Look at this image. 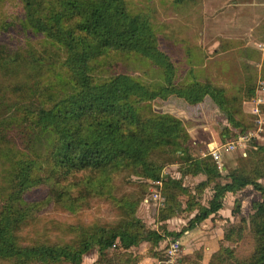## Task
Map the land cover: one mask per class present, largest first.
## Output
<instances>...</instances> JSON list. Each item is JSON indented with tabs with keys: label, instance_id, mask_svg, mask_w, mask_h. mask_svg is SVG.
<instances>
[{
	"label": "trees",
	"instance_id": "1",
	"mask_svg": "<svg viewBox=\"0 0 264 264\" xmlns=\"http://www.w3.org/2000/svg\"><path fill=\"white\" fill-rule=\"evenodd\" d=\"M195 1L175 0L177 4ZM14 5L22 6L23 12L14 16L15 21L0 25V81L5 84H0V92L15 100L22 114L19 124L25 125L27 135L22 152L0 148V157L9 164L0 194V262L82 264L85 256L96 252L98 259L92 264H139L142 257L133 250L144 243L150 246L148 256L161 260L162 242L179 239L218 214L226 195L252 186L261 201L253 204L249 220L230 227L224 239L238 243L249 232L254 252L242 260L222 247L210 264H264V148L255 151L257 161L250 169L224 176L211 155L192 156L182 121L154 110L143 115L144 103L177 86L176 67L161 51L149 18L130 13L125 0H17ZM12 28L25 32L30 42L25 48L2 34ZM33 39L42 50H35ZM110 51L151 61L161 70L164 85L149 87L127 74L95 80L91 64ZM45 61L61 64L63 73L46 80L41 71ZM38 73L39 82H34ZM204 88L233 115L220 99L222 90L208 84ZM172 164L181 166L182 179L165 177L164 169ZM126 171L148 181H162L159 223L175 218L179 209L197 211L189 226L180 233L169 232L165 225L148 229L137 215L139 198L117 193L116 178ZM199 174L207 180L194 190L184 185L186 176ZM210 185L214 196L204 206L198 199ZM38 191L43 195L36 198ZM90 200L109 202L119 220L108 224L95 219L82 225L79 211ZM52 208L75 215L74 222L69 218L47 222L43 215ZM240 209L237 200L234 214ZM39 227L56 238L51 240V234L41 238ZM183 264L193 263L185 259Z\"/></svg>",
	"mask_w": 264,
	"mask_h": 264
},
{
	"label": "rangeland",
	"instance_id": "2",
	"mask_svg": "<svg viewBox=\"0 0 264 264\" xmlns=\"http://www.w3.org/2000/svg\"><path fill=\"white\" fill-rule=\"evenodd\" d=\"M125 1L130 13L134 15H146L149 18L158 37L161 51L170 57L176 67L174 79L177 85L176 88L185 87L193 83L215 84L212 83L210 75V70L215 68V80H218H216V84L218 85V83L223 81L230 83L226 92L230 99H236L233 102L234 109L235 106L237 109L240 106L239 99L244 96V92L242 91H245L246 88L248 89L249 85H253V88L256 90L259 89V84L263 80L261 79L260 81L258 79L256 75L257 68L255 66H258V63L262 62L264 56V51L258 49L259 43H264V23H255V20L258 17L264 18V6H255L254 4L260 0H196L195 2L183 4H177L175 0ZM261 1L264 2V0ZM238 2L242 5H236ZM15 3H17V0H0V25L5 21H15L14 16L19 12H23V7L14 5ZM19 29L12 28L10 33L6 32L2 34L8 36L7 39L16 43L18 47L25 48L30 42L25 32H21L23 29ZM32 46L35 47L37 52L38 50H42L39 43L34 42V39ZM239 60H242L243 63H240ZM247 61H251L252 64H249ZM45 62V69L41 71L46 80L57 79V76L63 73L61 72L63 71L61 64L52 63L50 65L51 61ZM213 62H215V66H213ZM245 63L247 64L243 65ZM91 73L97 81L107 80L116 75L127 74L149 87L161 82L164 85L161 70L151 61L137 54L110 51L91 64ZM242 73L245 75V79L241 78ZM33 81L39 82V73L33 76ZM0 84L5 86L2 81H0ZM240 94L241 96H239ZM7 98L3 92H0V148L8 147L13 152L19 153L26 149V145L22 141L24 140V135L27 134L24 129L25 125L21 126L19 124L22 114L16 109L14 105L15 100H8ZM156 103L155 100L150 103H144L141 110L143 115L150 114V110H154L157 113L158 107L155 106ZM200 115L202 116V120L206 122L209 115L208 108L200 113ZM253 123L252 125H255V127L251 130L252 132L257 128L256 119ZM236 136L230 138L229 141L235 140ZM38 147L41 149V145ZM191 151V154L195 158L200 157L201 154L198 147L194 146ZM239 157L238 155H234L232 158L239 159ZM173 165L175 164L168 165L164 169L163 174L165 177H171L179 170L176 167L173 168ZM170 167L173 169H170ZM168 168L170 172L166 171ZM8 171L9 164L5 163L4 159L0 157V194L3 192L2 188L6 185ZM116 180L118 185L117 193L119 195L122 193L128 194L132 199L139 198L138 200L141 201L137 215L148 229L158 230L161 225H165L167 230L170 231L169 228L183 230L189 226L190 216L193 214L182 209H179L177 214L181 216L183 222L175 220L171 224H168L167 222L170 221L168 220L159 223V212L163 208V204H157L154 201V194L156 191L157 193L159 192V188L152 181L132 175L129 171L120 173ZM191 184L188 183L186 185L191 189ZM142 186L148 187L147 189L137 191ZM192 190H194V187ZM211 192L209 189L206 190L198 201L208 204ZM42 195L43 192L38 191L34 197L39 198ZM146 200H148V204ZM182 202L183 209L186 210L187 199L183 197ZM82 208L79 211L81 213L79 219L82 225L90 224L95 219H101L99 220L101 222L108 221V224H113L119 220V214L115 208L109 202L103 200H90L85 202ZM43 216L46 217V221L49 223L52 222L53 218H60L61 220L69 218L74 222L72 218L75 217V215L70 216L55 208L46 210ZM236 217H238V223L235 225H223L224 228L221 230H218L221 227H218L215 221L213 226L208 223L206 232H211L212 234L209 239L206 238L205 232L201 233L199 238L193 243L189 238L188 241L187 238L185 241L177 239L181 242L182 250L173 264H183L185 259L193 264H210L213 256L219 253L222 247L233 250L238 259L244 260L250 257L255 250V243L249 232H246L243 240L238 243H231L224 239L230 227L240 226V217ZM184 225L186 226L184 227ZM39 229L42 230L39 234L41 238L51 234L46 229L41 227ZM221 231L222 233L220 234ZM213 233H215V236H213ZM55 238L56 236L51 234L50 239L54 240ZM169 238L166 240L167 242L164 241L160 245V251L163 252L161 260L148 256L150 247L147 245L148 243L135 248L133 250L134 254H139L142 257L139 264H169L165 253L169 241L174 240L173 237ZM206 257L210 260L208 261ZM97 259L98 255L94 252L85 256L82 264H92ZM0 264L3 263L0 262Z\"/></svg>",
	"mask_w": 264,
	"mask_h": 264
},
{
	"label": "crops",
	"instance_id": "3",
	"mask_svg": "<svg viewBox=\"0 0 264 264\" xmlns=\"http://www.w3.org/2000/svg\"><path fill=\"white\" fill-rule=\"evenodd\" d=\"M237 4L242 5L240 2L236 3V5ZM254 5L264 6V2L260 0ZM257 22L263 24L264 18L258 17L255 20V23ZM239 61L240 63H243L242 60ZM247 62L249 64H252L251 61ZM212 64L213 66H215V62H213ZM246 64L247 63L243 65ZM258 64V66H255L257 68L256 75L258 76V79H260V81L261 79L263 80L261 82H264V56L262 58V62ZM210 75L212 83L215 84L208 85L215 89L223 91V94H221L220 99L223 100L229 107V109L232 111V113H234L232 116L214 98L211 97V95L204 88L205 84L200 83L198 84L202 86H185L171 88L160 92L154 99L155 102H157L155 104V106L158 107L157 113L172 115L173 117L182 121L190 139L191 150L194 148V146H196L200 151L199 153L201 155L198 158H204L207 155L212 156L213 152L219 150L221 153V159L218 162V166L224 176L229 175L231 172L237 170H248L257 161V157L254 154L255 151L258 148H264V131L260 134L259 138H257V140L255 141L256 143L254 142V144H250L246 148L245 154L243 153V149L236 152H226L223 149V146L226 144V142L228 143L230 138H232L233 136L250 132L255 127V125L253 126L252 123L253 121H255V119H257V117L254 116L251 112V104L253 98L257 96L258 91L253 88V85H249L248 89L246 88L245 91H242L244 92V96L243 98L239 99L240 106H238V109L235 106L234 109L233 102H235L236 99H230L226 92V90L230 86V83L228 81H223L218 83L217 85L216 82L218 80H215V68H212L210 70ZM241 78L245 79V75L243 73L241 74ZM241 94L239 96H241ZM207 108L209 110V115L207 116V120L205 122L204 120H202V116L200 115V113L205 111V109ZM262 115L264 119V105L262 106ZM232 121L234 123H232ZM234 155L240 156L239 159H233L232 157ZM172 167H176L179 170L175 172L174 175L170 178L182 179V174L180 173V166L178 164H175ZM172 167H170V169ZM170 169L168 168L166 171L168 172ZM206 180V176L202 174H199L197 176L190 175L184 178V185L187 187L186 184L192 183V188L194 187L195 189V187H197L200 183L205 182ZM262 183H264V181ZM212 187L213 186L210 185L209 190L212 191ZM211 193V197L209 198L210 200L214 196V191H212ZM209 199L208 201H210ZM237 200L241 202V209L239 214H234V209ZM260 201V193L255 191L252 186L246 187L243 191L237 193L236 195L230 193L226 195V198L224 200V206L218 214L212 215L210 219L205 220L195 229L186 232V234H183L179 239L185 241L187 238L188 241L189 238V240L193 243L197 240V238H199L200 234L203 232L206 233L205 236L207 239H209L211 238L212 234L211 232H206L208 223L213 226L215 221L218 227H221L218 230L224 228L226 224L235 225L236 223H238V217L236 216L240 217V221L242 219H249L250 215L253 213V204L255 202ZM198 202L203 204L204 206H208V204H204L201 201ZM192 214L193 215L190 216V219L194 218V216L197 214V211H194V213ZM216 217L218 218L216 219ZM175 220L183 222V220H181V216L177 214V217L175 219L173 218L167 223L171 224L172 221L174 222ZM185 226L186 225H184V227ZM169 229L171 233H180L182 231V229L178 230L177 228H175L174 230L171 228ZM221 233L222 231L220 232V234ZM213 236H215V233H213ZM206 258L208 259V261L210 260L208 257Z\"/></svg>",
	"mask_w": 264,
	"mask_h": 264
},
{
	"label": "built area",
	"instance_id": "4",
	"mask_svg": "<svg viewBox=\"0 0 264 264\" xmlns=\"http://www.w3.org/2000/svg\"><path fill=\"white\" fill-rule=\"evenodd\" d=\"M258 49L260 51H264V43H259ZM258 94L256 97L253 98L252 104H251V112L254 116L257 117L256 123L257 128L255 131H250L244 134H238L236 136V139L233 141H229L223 146V149L226 152H236L239 150H244L243 153L245 154L246 148L250 144H254V142L259 138L260 134L264 131L263 125H264V119L262 115V106L264 105V82H261L259 84ZM212 157L215 161L219 162L221 159V153L219 150H216L212 153ZM158 188L159 192L154 194V201L157 204H163V198L160 193V188L162 187V181H156L153 182ZM146 203L148 204V200H146ZM182 250L181 242L179 240H170L167 246L166 250V259L169 264H173L178 256L179 253Z\"/></svg>",
	"mask_w": 264,
	"mask_h": 264
}]
</instances>
